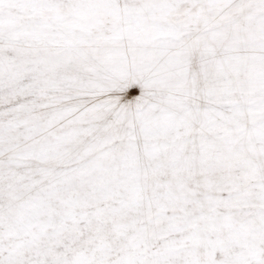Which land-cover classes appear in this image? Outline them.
<instances>
[{"label": "snow or ice", "instance_id": "snow-or-ice-1", "mask_svg": "<svg viewBox=\"0 0 264 264\" xmlns=\"http://www.w3.org/2000/svg\"><path fill=\"white\" fill-rule=\"evenodd\" d=\"M0 264H264V0H0Z\"/></svg>", "mask_w": 264, "mask_h": 264}]
</instances>
